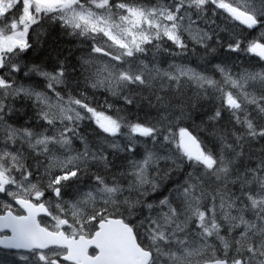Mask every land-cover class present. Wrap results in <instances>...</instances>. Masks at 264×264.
I'll list each match as a JSON object with an SVG mask.
<instances>
[{"label": "snow or ice", "instance_id": "obj_1", "mask_svg": "<svg viewBox=\"0 0 264 264\" xmlns=\"http://www.w3.org/2000/svg\"><path fill=\"white\" fill-rule=\"evenodd\" d=\"M51 24L83 54L25 63ZM197 48L198 67L161 66ZM221 51L255 63L233 71ZM206 100L207 121L185 126ZM0 250V264H264V0H0Z\"/></svg>", "mask_w": 264, "mask_h": 264}, {"label": "trees", "instance_id": "obj_2", "mask_svg": "<svg viewBox=\"0 0 264 264\" xmlns=\"http://www.w3.org/2000/svg\"><path fill=\"white\" fill-rule=\"evenodd\" d=\"M217 23H221V21H217ZM225 26V25H222ZM222 37L227 36L226 33H221ZM39 45H35V52H30L28 56L25 58V63H43L45 67H48L51 70V66L55 64V62L60 59L63 60L65 57L68 58L69 64H75L77 59L83 54L86 45L81 43L80 39L69 36L65 33L63 29L60 28L58 24L45 25V28L42 34L39 37ZM71 53V55L69 54ZM203 55V51L200 48H197V52L195 54L189 53L187 57L182 56H161V66L167 67L169 63H188L192 67H198V65L203 62L200 60V56ZM251 60L255 63L254 58L248 57L245 58L241 56L240 60L237 61L235 56L232 55L229 57L223 51L218 53L217 57L213 60V63L226 62L228 67L232 68L233 71H238L243 67L248 66V61ZM255 70H259V65ZM216 78L219 79V75H216ZM21 79H25L21 77ZM26 82V81H25ZM81 86H83L81 84ZM105 96L97 94L96 100L100 101V104H103ZM110 103L116 104L117 107H123L122 102L116 103L112 98H108ZM215 106L214 102L211 100L200 101L197 104V108L192 112V120L185 122V126H190L193 121L196 125H200L202 121H207V116L211 114L213 107ZM154 114V113H153ZM143 115V112L140 113ZM95 125L91 122H87L85 125L86 134H93V129H95ZM207 127V125H205ZM218 127L228 128L230 125L227 122V115H225V119L218 124ZM200 135L211 143H215L214 138L208 136L205 132H201ZM142 152L143 149H140Z\"/></svg>", "mask_w": 264, "mask_h": 264}, {"label": "flooded vegetation", "instance_id": "obj_3", "mask_svg": "<svg viewBox=\"0 0 264 264\" xmlns=\"http://www.w3.org/2000/svg\"><path fill=\"white\" fill-rule=\"evenodd\" d=\"M3 250H0V255H2Z\"/></svg>", "mask_w": 264, "mask_h": 264}]
</instances>
